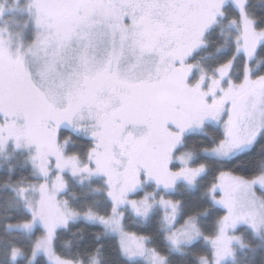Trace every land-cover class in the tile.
Here are the masks:
<instances>
[{"label": "snow or ice", "instance_id": "snow-or-ice-1", "mask_svg": "<svg viewBox=\"0 0 264 264\" xmlns=\"http://www.w3.org/2000/svg\"><path fill=\"white\" fill-rule=\"evenodd\" d=\"M0 264H264V0H0Z\"/></svg>", "mask_w": 264, "mask_h": 264}]
</instances>
